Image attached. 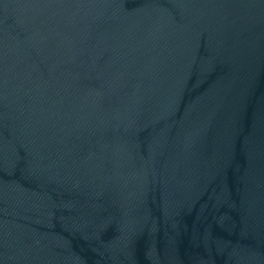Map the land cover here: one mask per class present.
<instances>
[{"label":"water","instance_id":"1","mask_svg":"<svg viewBox=\"0 0 264 264\" xmlns=\"http://www.w3.org/2000/svg\"><path fill=\"white\" fill-rule=\"evenodd\" d=\"M0 264H264V0H0Z\"/></svg>","mask_w":264,"mask_h":264}]
</instances>
